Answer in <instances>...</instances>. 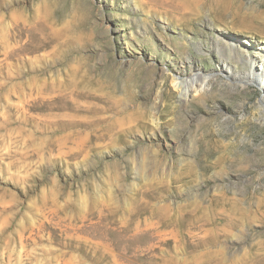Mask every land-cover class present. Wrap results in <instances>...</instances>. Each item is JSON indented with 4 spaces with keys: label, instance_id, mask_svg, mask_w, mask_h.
Here are the masks:
<instances>
[{
    "label": "rangeland",
    "instance_id": "1",
    "mask_svg": "<svg viewBox=\"0 0 264 264\" xmlns=\"http://www.w3.org/2000/svg\"><path fill=\"white\" fill-rule=\"evenodd\" d=\"M263 57L264 0H0V264H264Z\"/></svg>",
    "mask_w": 264,
    "mask_h": 264
},
{
    "label": "bare ground",
    "instance_id": "2",
    "mask_svg": "<svg viewBox=\"0 0 264 264\" xmlns=\"http://www.w3.org/2000/svg\"><path fill=\"white\" fill-rule=\"evenodd\" d=\"M263 62L264 60L261 63ZM250 70L251 71L247 73L248 75L245 76V79L249 80V82L254 81V83L258 82V83L264 84V73L260 74V71L262 69L256 73L252 66ZM212 77L213 76L209 74L202 75V76L201 74H195L187 78L182 77V76H176V78L174 77L175 79L173 80V87L179 92L180 98L186 101L188 100L187 98L191 94L200 95L206 92L207 87H210L213 84Z\"/></svg>",
    "mask_w": 264,
    "mask_h": 264
}]
</instances>
